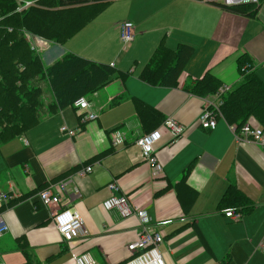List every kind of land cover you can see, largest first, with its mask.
<instances>
[{"label": "crops", "instance_id": "crops-1", "mask_svg": "<svg viewBox=\"0 0 264 264\" xmlns=\"http://www.w3.org/2000/svg\"><path fill=\"white\" fill-rule=\"evenodd\" d=\"M113 2H121L122 14L109 23L96 21ZM107 5L63 44L49 42L39 52L45 66L71 52L125 76L87 98L95 119L81 122L72 104L44 105L34 126L0 146V193L14 195L0 202L7 225L0 261L74 264V255L87 252L97 264H121L129 257L127 243L147 226L163 235L158 248L165 264H264L258 249L264 236V149L236 141L223 115L212 129L198 122L204 101L214 99L213 91L199 93V85L210 79L229 85V91L238 86L242 56L264 86V0L242 12L201 0ZM124 20L135 33L126 45L118 28ZM158 45L169 51L192 48L171 86L138 77ZM168 116L184 132L173 141L163 135L155 149L162 171L153 176L134 141ZM113 134L122 138L117 146ZM86 166L91 171L80 174ZM61 181L67 184L58 205H43L38 192L47 187L55 192ZM112 182L115 191L109 190ZM111 194L125 195L132 208L143 210L147 225L134 213L104 209ZM64 207L80 214L84 237L67 241L59 235L51 211ZM227 208L239 211L240 219L226 217Z\"/></svg>", "mask_w": 264, "mask_h": 264}, {"label": "trees", "instance_id": "trees-1", "mask_svg": "<svg viewBox=\"0 0 264 264\" xmlns=\"http://www.w3.org/2000/svg\"><path fill=\"white\" fill-rule=\"evenodd\" d=\"M110 1L37 0L35 5L17 12L15 0H0V146L34 126L40 120L44 105L49 109L71 105L76 98H88L104 84L125 76L108 64L71 52L45 66L40 53L31 49L24 35L27 32L48 42L63 44ZM247 6L224 8L242 12ZM191 53L192 48L187 45L175 51L158 45L138 77L146 83L154 84L156 80L161 85L171 86ZM251 67L247 57L238 60L242 81L223 96L220 107L225 120L237 129L249 116L264 128V86ZM219 85L206 79L199 85L198 92H215ZM43 92L47 93L46 98Z\"/></svg>", "mask_w": 264, "mask_h": 264}, {"label": "built area", "instance_id": "built-area-1", "mask_svg": "<svg viewBox=\"0 0 264 264\" xmlns=\"http://www.w3.org/2000/svg\"><path fill=\"white\" fill-rule=\"evenodd\" d=\"M206 3L217 4L222 7H235L240 5H258L260 0H201ZM31 1H23L19 3L16 10L21 11L28 7ZM119 38L123 45L133 41L135 37L132 22L124 20L119 23ZM25 38L29 41L31 49L40 52L48 41L41 37L31 35L24 32ZM246 67H244V71ZM229 85L221 84L213 94V100L204 101V107L198 116L199 125L204 129H212L215 127L217 117H221L220 110L223 104V96L229 91ZM72 105L79 110L81 122H86L96 118V114L90 110L89 102L84 96L76 98ZM233 137L236 141L248 143L252 142L264 149V128H261L253 118H250L239 129L234 124H229ZM67 131L73 134L74 130H67L65 126L61 127V131ZM184 132V126L178 123L173 117L168 116L155 129L148 131L137 137L134 141L139 148L142 159L148 164L153 176L161 174L162 166L158 162L155 149L164 134L169 135V140L173 141ZM122 138L112 135V145L117 146ZM91 166H86L80 171V174L91 171ZM67 181H61L57 184L55 192L50 187L43 188L38 192L40 201L45 206L58 205L61 195L66 191ZM110 191L117 190V186L112 182L108 185ZM73 193L78 194V190L74 187ZM14 195L7 192L0 193V202H8ZM104 209H117L122 216H128L132 213L136 214L140 222L147 225L148 218L145 212L139 208H132L125 195L111 194L102 202ZM226 217L238 220L241 213L234 208L223 210ZM51 220L59 235L64 240H72L73 238L84 237L86 230L84 221L80 214L68 208H57L51 211ZM163 223V222H162ZM7 231V225L0 214V237ZM163 235L160 231H154L144 226L138 236L127 243L126 249L129 257L121 264H165L159 251V244L162 242ZM258 249L264 253V236L258 244ZM74 264H97L96 260L87 252L76 254L73 256ZM0 264H5L0 261Z\"/></svg>", "mask_w": 264, "mask_h": 264}, {"label": "rangeland", "instance_id": "rangeland-1", "mask_svg": "<svg viewBox=\"0 0 264 264\" xmlns=\"http://www.w3.org/2000/svg\"><path fill=\"white\" fill-rule=\"evenodd\" d=\"M23 1H31V5H35V2L37 0H15L16 3V8L18 6L19 3H22ZM107 7H109L108 5L100 12V14L98 15V18L96 19V21H104V22H112L116 17L120 16L122 14V9H121V2H113L111 3L110 7L107 9ZM15 8V11H17ZM20 12V11H17ZM1 18V16H0ZM10 29V28H9ZM37 84H40L39 80L35 81ZM44 97H47V93L43 92ZM85 98L87 99V96H85Z\"/></svg>", "mask_w": 264, "mask_h": 264}]
</instances>
